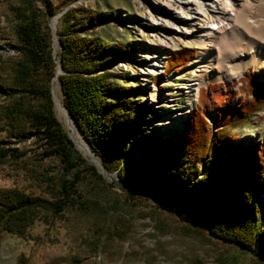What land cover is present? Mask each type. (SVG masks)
<instances>
[{"label":"trees","instance_id":"1","mask_svg":"<svg viewBox=\"0 0 264 264\" xmlns=\"http://www.w3.org/2000/svg\"><path fill=\"white\" fill-rule=\"evenodd\" d=\"M41 1L47 14L55 16L50 3ZM33 2L22 0L13 9L18 60L0 59V97L7 99L0 131L18 141L32 138L41 160L57 162L59 176L51 184V179H44L50 198L0 190V234L20 238L37 220L81 206L78 187L86 178L103 183L101 174L77 153L52 114V35L41 28ZM108 17L68 8L60 16L62 26L57 32L62 103L89 149L105 171L115 172L129 198H149L187 217L209 237L264 262V139L233 144L239 137L236 130L264 108V83L249 75L240 78L242 98L221 83L209 84L198 90L197 104L184 121L177 144L168 139L153 142L149 133L136 139L132 133L144 103L135 101L137 95L130 86L114 84V80H125L122 74L105 68L122 48L89 35ZM190 52L172 53L163 75L184 66L192 57ZM19 157L15 148L0 143V165ZM76 262L74 257L56 258L47 264ZM16 264L28 263L19 255Z\"/></svg>","mask_w":264,"mask_h":264},{"label":"rangeland","instance_id":"2","mask_svg":"<svg viewBox=\"0 0 264 264\" xmlns=\"http://www.w3.org/2000/svg\"><path fill=\"white\" fill-rule=\"evenodd\" d=\"M47 1L55 16L66 6L82 8L89 14L109 15L94 30H90L89 35L122 48L117 58L106 64L105 68L122 74L125 80H114V84L130 86L137 95L135 101L144 103L142 114L132 133L136 139L149 133L153 142L168 139L177 144L183 123L197 104L198 90L207 88L209 84L221 83L232 88L235 97L242 98L240 78L249 75L250 79L255 78L264 83V62L245 58L232 63L233 69L227 71L230 75L227 80H205L202 76L205 82L198 84L196 97L193 99L183 87L188 80L198 79V71H194L192 62L198 58L200 48L194 41L186 40L180 33L166 30L162 25L154 28L146 15L152 0H77L72 3L65 0ZM21 2L22 0H0V59L7 63H13L19 58L12 30L15 25L13 9L19 7ZM33 4L39 13L41 28L51 31L52 35L51 53L55 64L54 76L49 81L52 114L72 141L77 153L89 165L102 171L104 176L103 183L86 178L78 187L81 206L72 207L61 216L37 220L23 238L1 233L0 264H16L19 255L24 256L28 264H47L56 258L71 257L76 259L77 264H264L245 250H238L209 237L203 228L196 226L187 217L162 208L149 198H129L117 181L114 171H105L99 158L92 152L100 168L81 153L69 123L78 140L86 142L62 103L58 82L59 75L63 74L57 56V32L61 29L62 21L57 16L55 29L50 30L49 24L53 17L47 14L41 0H34ZM256 4L257 13L264 17V2L257 0ZM161 30L165 34L168 31L171 40L178 45L165 54L161 71L150 72L143 66L146 60L144 52L140 51L157 50L158 42L153 36ZM181 49L190 50L192 57L184 66L178 67L177 71L171 70L164 76L167 59ZM134 52H137V56ZM211 61L212 66H215V60ZM226 66L231 67L230 62ZM158 77L159 81L156 80ZM168 94H171V101L162 99ZM6 102L7 99L0 97V114ZM183 106L187 107L184 108L180 125H177L171 114ZM207 118L210 121V116ZM3 124L4 121L0 120V126ZM236 133L239 137L234 141L235 145L261 142L264 139V108L254 114L248 124L236 130ZM0 143H8L20 155L19 158H10L0 165V190H20L28 195L50 198L44 179H51L50 184L58 179L57 162L53 159L41 160L38 145L32 138L18 141L7 138L6 133L0 131Z\"/></svg>","mask_w":264,"mask_h":264},{"label":"bare ground","instance_id":"3","mask_svg":"<svg viewBox=\"0 0 264 264\" xmlns=\"http://www.w3.org/2000/svg\"><path fill=\"white\" fill-rule=\"evenodd\" d=\"M256 3L257 0H152L146 15L154 28L162 25L166 30L175 31L184 39L194 41L200 48L198 58L192 62V68L198 71V79L188 80L183 87L190 97H196L197 86L204 83V79L227 80L230 76L227 71L233 69L234 61L247 58L264 62V17L257 13ZM57 20L58 17L51 22L53 29ZM166 32L161 30L158 34L154 33L153 37L158 42L157 50L140 51L144 52L146 60L143 66L150 72L161 71L165 54L178 45ZM134 55L137 56V52ZM212 59L216 62L215 66H212ZM229 62L231 67L226 66ZM53 91L55 94L54 83ZM162 99L171 101V94ZM186 107L171 114L177 125H180ZM69 127L81 153L89 161L98 164L87 145L78 140L70 123Z\"/></svg>","mask_w":264,"mask_h":264},{"label":"water","instance_id":"4","mask_svg":"<svg viewBox=\"0 0 264 264\" xmlns=\"http://www.w3.org/2000/svg\"><path fill=\"white\" fill-rule=\"evenodd\" d=\"M68 7H69V6H66V7H65V8L59 13V15L53 16V19L56 18L57 16H61V15L67 10ZM49 27H50V30L53 29L52 26H51V23L49 24ZM57 73H58V72H57ZM51 95H52V92H51ZM95 166L100 168V165H99V164H96ZM101 167H102V165H101ZM102 168H103V167H102ZM98 170H99V169H98ZM98 170H97V171H98ZM98 173L101 174V176H104V173H103L102 171L99 170Z\"/></svg>","mask_w":264,"mask_h":264}]
</instances>
